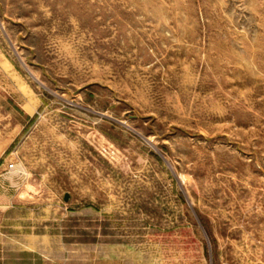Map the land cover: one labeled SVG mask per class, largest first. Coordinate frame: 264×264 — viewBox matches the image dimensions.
Here are the masks:
<instances>
[{
	"label": "rangeland",
	"instance_id": "1",
	"mask_svg": "<svg viewBox=\"0 0 264 264\" xmlns=\"http://www.w3.org/2000/svg\"><path fill=\"white\" fill-rule=\"evenodd\" d=\"M0 264H264V0H0Z\"/></svg>",
	"mask_w": 264,
	"mask_h": 264
}]
</instances>
